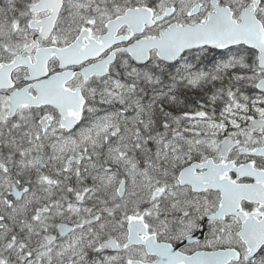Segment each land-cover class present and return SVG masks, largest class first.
Instances as JSON below:
<instances>
[{"label":"snow or ice","instance_id":"6c2138e0","mask_svg":"<svg viewBox=\"0 0 264 264\" xmlns=\"http://www.w3.org/2000/svg\"><path fill=\"white\" fill-rule=\"evenodd\" d=\"M0 264H264V0H0Z\"/></svg>","mask_w":264,"mask_h":264}]
</instances>
